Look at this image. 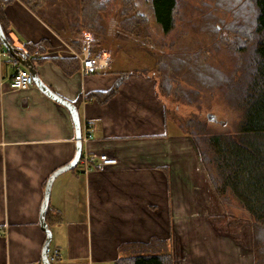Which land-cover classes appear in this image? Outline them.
<instances>
[{
	"label": "crops",
	"instance_id": "1",
	"mask_svg": "<svg viewBox=\"0 0 264 264\" xmlns=\"http://www.w3.org/2000/svg\"><path fill=\"white\" fill-rule=\"evenodd\" d=\"M0 21L41 80L79 108L82 135L92 127L83 154L118 161H96L89 171L78 164L54 181L46 221L61 253L55 264H116L152 241L151 251L159 242L175 264H255L213 224L216 192L193 137L170 120L155 76L115 60L84 74L79 42L78 50L67 44L23 0H0ZM13 72L0 57V264H42L44 186L74 159L76 132L68 109L35 84L9 89ZM114 87L106 103L89 97Z\"/></svg>",
	"mask_w": 264,
	"mask_h": 264
},
{
	"label": "trees",
	"instance_id": "2",
	"mask_svg": "<svg viewBox=\"0 0 264 264\" xmlns=\"http://www.w3.org/2000/svg\"><path fill=\"white\" fill-rule=\"evenodd\" d=\"M23 1L45 23L61 34L59 31L63 30L62 24L52 20L55 23L53 24L40 12H36L33 3H39L40 0ZM77 1L79 14H75L74 21L70 22L74 37L85 29L97 36H103L108 33V29H113L118 36L138 39L140 32L149 25L145 15L138 12L136 0ZM207 2L211 0L202 1L204 7L200 9L205 16L204 29L216 34L218 29L213 27L215 20L219 19L225 24L223 18L231 17L230 22L224 25L227 36H223L222 40L228 45V50L237 55L239 65L236 73L240 72V76L236 78L237 74L234 72L229 75L224 71L220 76L224 80L220 83L215 81L220 73L215 70L216 74L207 75L211 83H205L204 87H223L227 101L240 110L241 121L233 133H211L206 129L205 123L202 136L196 137L190 132L188 134L195 141L218 198L226 203L233 200L249 213L252 220L255 264H264V0H212L211 4ZM152 6L155 21L160 24L162 32L169 35L175 29L180 16L179 0H152ZM74 44L77 46L76 41ZM195 57L175 58L171 63L161 62L160 69L168 93L172 89L171 76L175 71L191 66L190 63L204 60L201 55L196 54ZM174 64L177 70L174 69ZM208 78L202 76L204 82ZM192 80L202 81L194 78ZM116 92L117 87H114L104 92H93L89 97L106 103ZM154 242L159 248L158 251H151L152 241L146 246H136L134 255L120 259L116 264H174L173 256L168 254L167 249H162L164 245Z\"/></svg>",
	"mask_w": 264,
	"mask_h": 264
},
{
	"label": "rangeland",
	"instance_id": "3",
	"mask_svg": "<svg viewBox=\"0 0 264 264\" xmlns=\"http://www.w3.org/2000/svg\"><path fill=\"white\" fill-rule=\"evenodd\" d=\"M40 1L33 3L36 12H40L52 23L54 20L62 24L63 30L59 32L64 36L63 39L67 44L76 50L79 49V44L75 46L74 41L83 33L89 32L95 39L93 50L96 54H110L112 60L126 67L128 71H138L145 75L155 76L158 81L160 98L166 105L170 120L182 126L186 133L190 132L196 137L202 136L205 123L206 129L211 133H233L238 128L241 112L227 101L224 88L221 86L204 87L205 83H211L207 75L216 74L215 70L220 72L218 78L215 77V81L220 83L224 80L223 77H220L224 71L229 75L234 72L237 74L236 78L240 76V72L236 73L239 65L237 55L230 52L227 48L228 45L222 40L223 36H227L224 25L230 22L231 17L223 18L225 24L221 23L222 21L219 19L215 20L213 27L218 29L216 34L211 30L204 29L206 21L204 22L205 16L200 9L204 7L202 1L207 0H179L180 16L175 29L169 35H165L155 21L152 0H136L138 12L149 20V25L140 32L138 39L118 36L113 32V29H108V33L103 36H97L92 31L85 29L74 37L70 30V22L74 21L75 14H79V1ZM211 2L207 3L211 4ZM207 12L209 13V11ZM196 54L197 56L201 55L204 60L190 63L189 67L192 69L182 64L181 66L184 67L175 71L171 76L170 86L172 89L168 93L165 89V82H163L162 69H160L161 62L171 63L170 61L175 58H185L186 56L194 58ZM196 59L197 57H195ZM174 65V69H176V64ZM202 76L209 80L204 82ZM192 78L201 79L203 82L192 80ZM209 114L213 115V121H209ZM211 187L213 188L212 183ZM210 215L217 230L234 239L237 244L243 247L244 252H251L255 260L252 220L249 213L240 208L233 200L226 203L221 201L217 195H213Z\"/></svg>",
	"mask_w": 264,
	"mask_h": 264
},
{
	"label": "built area",
	"instance_id": "4",
	"mask_svg": "<svg viewBox=\"0 0 264 264\" xmlns=\"http://www.w3.org/2000/svg\"><path fill=\"white\" fill-rule=\"evenodd\" d=\"M76 41L80 44V52L76 53V55L81 59L82 72L84 74H96L99 71L106 70L111 66L112 59L110 54L94 53L93 49L95 39L93 37V34L85 32ZM23 53L25 55L28 54L27 51H23ZM0 57L8 61L14 71L13 75L6 83L9 89L25 90V88L27 89L34 85V80L30 70L28 68H23L21 64L18 63V61L14 59L8 51H6L4 46L0 47ZM86 130V133L82 135V142H85L92 138V127L90 125H87ZM96 161L99 162L101 166L114 165L118 162L117 159L114 158H104L96 154H83L79 161V165L82 166V169L84 171H89L91 169V164ZM47 256L52 264L61 259L60 251L51 246L47 248Z\"/></svg>",
	"mask_w": 264,
	"mask_h": 264
},
{
	"label": "water",
	"instance_id": "5",
	"mask_svg": "<svg viewBox=\"0 0 264 264\" xmlns=\"http://www.w3.org/2000/svg\"><path fill=\"white\" fill-rule=\"evenodd\" d=\"M2 23L0 21V42L1 44L4 46V48L6 49V51L9 52V54L18 61V63H20L22 66L28 68L31 72V75L33 77L34 80V84L43 92L45 93L47 96L50 97V99H53L54 101H56L57 103H59L60 105L64 106L66 109H68L67 111L70 112L73 123H74V127H75V132H76V154L74 159L64 165L63 167H60L59 169H57L56 171H54V173H52L50 175V177L48 178L47 182H46V186L45 187V193H44V198L42 201V205H41V210H40V227L43 230V232H45L46 234V239L45 242L43 244V248H42V254H41V261L42 264H52L47 256V248L50 247L51 245V241H52V231L51 229L48 227V223L46 221V215L48 212V208H49V202H50V196H51V190H52V186L54 181L62 174L72 171L74 170L78 164L79 161L83 155V142H82V128H81V119H80V113H79V108L65 100L64 98L58 96L53 90H51L49 88V86H47L42 80L41 78L38 76L36 69L34 67L33 62L27 57V55H25L23 53V51H21L20 49L14 47L9 40L7 39L6 35H5V31L3 29V26H1ZM208 119L209 121H213L214 117L213 115H208Z\"/></svg>",
	"mask_w": 264,
	"mask_h": 264
}]
</instances>
